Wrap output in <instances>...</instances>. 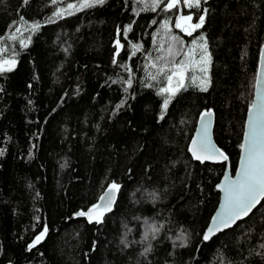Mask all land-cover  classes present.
<instances>
[{
    "label": "trees",
    "instance_id": "1",
    "mask_svg": "<svg viewBox=\"0 0 264 264\" xmlns=\"http://www.w3.org/2000/svg\"><path fill=\"white\" fill-rule=\"evenodd\" d=\"M79 2L0 0V57L16 58L0 72V264H264V200L202 240L226 163H201L188 151L199 116L212 110L214 140L235 169L264 0H201L170 12L152 11L151 0H105L54 15ZM179 15L204 23L187 35L175 27ZM194 40L206 43V71L190 66L187 86L162 112L166 80L149 79L155 69L146 65L167 56L169 43L183 52ZM113 182L116 202L101 223L74 217ZM149 224L159 229L154 239L144 238Z\"/></svg>",
    "mask_w": 264,
    "mask_h": 264
},
{
    "label": "snow or ice",
    "instance_id": "2",
    "mask_svg": "<svg viewBox=\"0 0 264 264\" xmlns=\"http://www.w3.org/2000/svg\"><path fill=\"white\" fill-rule=\"evenodd\" d=\"M55 3V0H53ZM105 0H80L79 4H68L65 9H58L54 15L57 17L63 16L65 14L71 15L72 12L82 10L83 8L93 7L97 4H104ZM187 8H199L201 0H151V10L155 11L161 5H163V11L170 12L171 10L177 8L179 5ZM192 15H179L175 19V27L180 28L187 35H192V32L200 28L204 23V16L199 17V23L192 24ZM155 23V21H153ZM40 27L39 23H33L30 25L32 31H37ZM163 31L167 34L171 32L169 27V21L164 20L161 25ZM191 29V31H189ZM130 26L124 29V33L130 31ZM21 29L17 27L15 33H19ZM12 34L10 39L15 40L16 35ZM119 36V29H118ZM177 37L171 36V41H177ZM203 36L200 40H203ZM117 52L119 54L120 45L119 39L116 40ZM21 46H27L26 42L21 39ZM181 47H183V42H180ZM194 48H189L187 51H180L179 49H174L172 43L167 45V56L157 57L156 61H150L146 68L155 69V72H149L148 76L151 80H157L159 77H164L166 83L161 86L158 90V95L164 97L162 103V112L167 110L171 99L187 85L185 83L186 73L189 67L197 63L196 61V48L200 50L199 63L206 64L209 61L207 56V48L205 44H198L197 41H193ZM139 45H133L134 52L139 50ZM164 46L161 45V49ZM5 49L0 48V52H4ZM176 57H182L177 60ZM16 61L15 59H0V72L11 71L14 67ZM116 63V60H113ZM201 71H206V68H202ZM192 83H196V76L191 77ZM128 85L131 86V79L127 81ZM260 78L257 77V86H259ZM151 87V85H148ZM200 86L202 91H206L205 80L200 81ZM212 113L211 111H206L201 113V126L197 129V134L192 138L188 151L192 154L194 160L204 163L207 160L217 161L223 160L227 161L228 157L218 149L210 138L209 126L211 123ZM163 119V115L161 116ZM241 148V159L240 167L237 170L234 179L229 178L227 175L222 184L217 187L223 192V202L218 210V212L212 217V220L205 230L203 239L209 240L217 232H222L225 229L232 228L237 221L243 220L245 217L252 213L253 209L257 205L261 204L264 200V93H261L259 87H257L256 99L249 107V119L246 124V130L244 132V141L240 144ZM119 184L113 182L109 185L108 189L105 191L99 199L101 203L92 205L87 209V211L77 212V216L87 217L88 222L96 223L102 222V217L106 211H110L112 204L115 200V194L119 191ZM159 229L151 224L148 225L145 232L144 238L147 239L148 235L151 234L153 239L155 238V233ZM47 232V228L40 232L36 236L33 244L30 247H34L36 244L40 243ZM183 240V237H180ZM264 247V245H261ZM151 246L145 249V252L150 251Z\"/></svg>",
    "mask_w": 264,
    "mask_h": 264
},
{
    "label": "water",
    "instance_id": "3",
    "mask_svg": "<svg viewBox=\"0 0 264 264\" xmlns=\"http://www.w3.org/2000/svg\"><path fill=\"white\" fill-rule=\"evenodd\" d=\"M259 59V61H258V67H257V70L255 71V78H254V84H252V92H251V94H250V101H249V106H248V108H247V110L245 111L246 112V114H245V119H244V124H242L243 125V131H242V137H241V143H243V141H244V132H245V130H246V124H247V122H248V119H249V107H250V105L253 103V101L256 99V93H257V87H259V90H260V92L261 93H264V44H263V47H262V49H261V53H260V57L258 58ZM258 75H259V78H260V83H259V86H257V77H258ZM207 111H211V113H212V117H211V123H210V126H209V132H210V138H211V140H212V143L218 148V149H220V147L218 146V144L216 143V141L214 140V133H213V131H214V124H215V113H214V111H212V110H207ZM206 112V111H205ZM203 113V112H202ZM200 117H201V115L199 116V118H198V120H197V123H196V126H195V130H194V133H193V135H192V138L197 134V129L201 126V120H200ZM192 138L190 139V140H192ZM190 143H191V141H190ZM189 146H190V144H189ZM221 150V149H220ZM222 151V150H221ZM239 152V155H238V159H237V162L235 163V169L232 171L231 170V167H230V165H228V160L227 161H223V160H217V161H211V160H207V161H205V162H209V163H214V164H222V163H226V164H224L225 165V167H224V171H223V174H222V176L219 178L220 180L218 181V183L216 184V187H215V189H216V191L219 193V197H218V203L216 204L217 206H216V208H215V210L213 211V213H212V215H211V217H209L210 219H209V222H208V224H207V226L205 227V230L207 229V227L209 226V224H210V222H211V220H212V217L218 212V210H219V208H220V206H221V204H222V202H223V192H221L220 191V189L217 187L218 185H220V184H222L223 183V181H224V179H225V176L227 175L229 178H232V179H234L235 178V176H236V173H237V170L239 169V167H240V159H241V154H242V152H241V148H240V150L238 151ZM190 153V152H189ZM191 154V153H190ZM192 155V154H191ZM226 155V154H225ZM227 156V155H226ZM228 157V156H227ZM108 188H106L100 195H99V198L102 196V195H104V193H105V191L107 190ZM117 194V193H116ZM116 194H115V200H114V203L112 204V207H114V205H115V202H116ZM97 199V201L93 204V205H95V204H98V203H101V201H100V199ZM258 206V205H257ZM91 207V206H90ZM111 207V208H112ZM89 208V207H88ZM88 208H86L85 210H80V211H87V209ZM255 209V208H254ZM253 209V210H254ZM80 211H77V212H80ZM76 212V213H77ZM107 212H109V211H106L105 213H107ZM76 213L74 214V217H81V216H77L76 215ZM250 215V214H249ZM86 218V220H87V217H85ZM246 218V217H245ZM244 218V219H245ZM238 222V221H237ZM234 226V225H233ZM232 226V227H233ZM231 229V228H230ZM205 230H203L202 232H203V234H202V240L204 241V242H207V241H209V240H204L203 239V236H204V233H205ZM226 230V229H225ZM223 232V231H222ZM220 232H217L214 236H216L217 234H219ZM214 236H212V237H214ZM211 237V238H212Z\"/></svg>",
    "mask_w": 264,
    "mask_h": 264
},
{
    "label": "rangeland",
    "instance_id": "4",
    "mask_svg": "<svg viewBox=\"0 0 264 264\" xmlns=\"http://www.w3.org/2000/svg\"><path fill=\"white\" fill-rule=\"evenodd\" d=\"M0 59H15V61H16V58H14V57H9V58H4V57H0ZM196 61H197V63H194V64H192L191 66L193 67V68H198L200 71H201V69L202 68H204L205 67V64H203V63H199V57H198V59L196 58ZM15 65H16V63H15ZM14 65V66H15ZM254 78H255V76H254ZM252 84H254V80L252 81ZM252 84L250 85V86H252ZM253 87V86H252ZM163 102V101H162Z\"/></svg>",
    "mask_w": 264,
    "mask_h": 264
}]
</instances>
